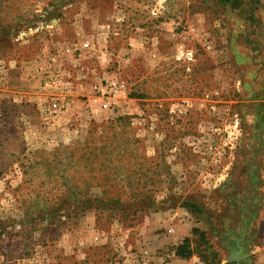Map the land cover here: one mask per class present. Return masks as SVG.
I'll use <instances>...</instances> for the list:
<instances>
[{
	"label": "rangeland",
	"instance_id": "1",
	"mask_svg": "<svg viewBox=\"0 0 264 264\" xmlns=\"http://www.w3.org/2000/svg\"><path fill=\"white\" fill-rule=\"evenodd\" d=\"M0 264H264V0H0Z\"/></svg>",
	"mask_w": 264,
	"mask_h": 264
},
{
	"label": "trees",
	"instance_id": "2",
	"mask_svg": "<svg viewBox=\"0 0 264 264\" xmlns=\"http://www.w3.org/2000/svg\"><path fill=\"white\" fill-rule=\"evenodd\" d=\"M199 212V211H198ZM189 239L188 238H185L179 246L176 247V252H175V255L176 256H179L181 258H187L189 255H190V251H187L188 247H189Z\"/></svg>",
	"mask_w": 264,
	"mask_h": 264
},
{
	"label": "built area",
	"instance_id": "3",
	"mask_svg": "<svg viewBox=\"0 0 264 264\" xmlns=\"http://www.w3.org/2000/svg\"><path fill=\"white\" fill-rule=\"evenodd\" d=\"M186 57H187V59L190 60V53H187V54H186Z\"/></svg>",
	"mask_w": 264,
	"mask_h": 264
}]
</instances>
